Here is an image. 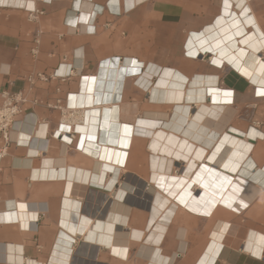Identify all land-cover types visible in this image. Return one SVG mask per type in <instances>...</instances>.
Returning a JSON list of instances; mask_svg holds the SVG:
<instances>
[{"label":"crops","instance_id":"0c3cea01","mask_svg":"<svg viewBox=\"0 0 264 264\" xmlns=\"http://www.w3.org/2000/svg\"><path fill=\"white\" fill-rule=\"evenodd\" d=\"M33 8L44 14L31 20ZM230 13L241 22L227 33L235 31L231 40L246 56L255 54L251 70L264 78V0H0V86L28 94L11 133L14 142H25L11 144L0 162V264H264V85L232 65L217 66L211 60L217 54L196 59L188 49L194 34ZM120 64L136 71L128 76L122 70L118 99L106 102L99 94L114 85L116 74L108 68ZM38 73L50 80L31 87L26 79ZM199 78L208 89L233 91L234 99L215 104L208 94V163L217 143L239 140L246 163L236 171L214 167L261 191L239 211L222 203L200 214L178 207L159 243H148L149 205L160 189L149 185V139L129 136L124 164L104 172L100 156L112 142L108 130H98L100 119L107 121L99 105L133 106L139 119L168 118L172 105L152 99L153 86L187 87ZM69 104L76 117L96 107L86 111L83 125L60 126ZM190 110L196 114L198 107ZM120 119L124 126L133 121ZM112 223L116 233L103 232ZM226 224L232 228L213 251V233L225 234Z\"/></svg>","mask_w":264,"mask_h":264},{"label":"bare ground","instance_id":"6f19581e","mask_svg":"<svg viewBox=\"0 0 264 264\" xmlns=\"http://www.w3.org/2000/svg\"><path fill=\"white\" fill-rule=\"evenodd\" d=\"M240 22L235 13L231 14L229 18L219 17L215 25L213 24L206 32L194 34L189 44V54L196 59L203 57L207 51L217 54V57L211 59L217 66L232 65L252 81L264 85L263 74L257 75L251 70L252 61L250 58L255 54L252 56L248 54L246 56L247 49L236 47L235 40H231L236 34L235 31L227 33ZM241 33H244V30H241ZM237 52L240 59L236 61ZM225 55L229 56L225 57ZM241 59H243L242 62ZM257 62H259L258 59ZM123 69L127 68L122 64L119 65L116 71L111 66L108 68V72L113 71L116 74L113 81L114 85L108 87L106 93L100 92L101 94H99V97L102 98L106 96V98H103L106 102L118 99L119 88L126 81V75L123 76L122 74ZM127 70L128 76H131L136 71L131 68ZM97 84L98 77H96L94 82V91L96 90L98 93ZM261 92H264V90H261ZM150 94L152 95V99L158 98L157 100L163 102V104L172 105V115L168 118H159V115L157 117L153 115L139 119L133 106L122 105L120 111L117 107L112 109V104L99 105L101 108V118L104 117L107 121L101 124L100 119L98 130L99 132L101 128L108 130L109 140L112 142L111 149L107 150L106 153H103V151L104 155L100 156L104 159V172H114L119 163L124 164L122 160L125 153H128L129 150L126 151L123 146L129 136L137 133V135H142L149 139L148 144H150V148L153 151L148 157L149 185H157L160 189L156 193L153 192L152 201L149 205L147 226L151 235L147 239V242L159 243V237L162 236V232L167 230L178 207H184L190 212L200 214L205 209L211 211L222 203L229 208L239 211L245 208L261 190L246 178L220 172L218 168L214 167L216 164H221L231 171H236L238 167L246 163L244 161L242 163L244 155L239 156L238 147H241L239 140L226 137L221 143H217L210 157V162L213 166L208 163V142L205 136L207 132H205L206 127L204 126L205 121L209 119L208 113L210 109L206 106L208 94L211 95L210 98L215 104L221 102L233 104V91H223L218 88L208 89L207 85H204V79L199 78L194 84H190L187 87L183 85L175 87L153 86ZM194 104L198 107L196 114L190 110ZM69 107L72 108L70 113H74V119L72 122H63L62 125H68L70 128H73L83 125L86 111L95 109L96 106L83 109L79 117H76L74 104H69ZM122 116L126 120L130 119L133 121H125L127 124L124 126L120 119ZM128 123H136L138 127L135 130V126H130ZM85 137L84 134L81 148H84ZM224 155L226 156L224 157ZM180 163L182 171L178 170ZM126 164L127 161L124 167H126ZM94 179L98 180L100 177H94ZM103 227V232L107 230L110 233L113 232V235L116 233V227L113 223L108 224L107 227L105 225ZM226 227L225 234H221L224 229L219 231L218 228L214 231L210 245L213 251H217L219 246H222L221 240L227 237L230 228H232L229 224ZM131 232L132 229L129 236L132 235ZM135 233L143 235L141 230H135ZM231 237L230 240L232 239ZM206 258L211 260L213 257L212 255H207ZM204 262L206 260L202 261V263Z\"/></svg>","mask_w":264,"mask_h":264},{"label":"built area","instance_id":"2783aa9c","mask_svg":"<svg viewBox=\"0 0 264 264\" xmlns=\"http://www.w3.org/2000/svg\"><path fill=\"white\" fill-rule=\"evenodd\" d=\"M44 12L38 9L29 10V18L36 20L39 16L43 15ZM35 46L32 48V54H38L39 40H35ZM187 54V53H186ZM188 55V54H187ZM50 77L44 73H38L35 76H31L26 79V82L32 87L37 81L48 82ZM31 90V89H30ZM28 102V94L23 89L14 90L13 88H3L0 86V138L2 144L0 145V162L6 157L8 148L11 144H21L25 140L18 139L16 142L13 141L11 133L14 126L20 121V117L24 115L23 106ZM36 103L37 101L34 100ZM71 110L66 107V110L62 111V119L60 126L63 122H72L74 119V113H70ZM56 136V133L54 134ZM74 140L75 134H72ZM37 223V222H34ZM31 229L36 230V224H32Z\"/></svg>","mask_w":264,"mask_h":264},{"label":"rangeland","instance_id":"374dc122","mask_svg":"<svg viewBox=\"0 0 264 264\" xmlns=\"http://www.w3.org/2000/svg\"><path fill=\"white\" fill-rule=\"evenodd\" d=\"M146 154H147V161H148V155H149L148 150L146 151ZM148 176H149V175L146 176L147 180H148Z\"/></svg>","mask_w":264,"mask_h":264}]
</instances>
